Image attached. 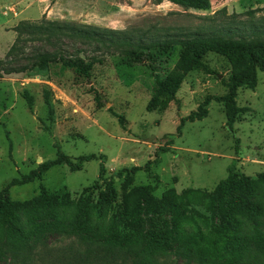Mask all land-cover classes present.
I'll return each mask as SVG.
<instances>
[{
	"label": "rangeland",
	"instance_id": "rangeland-1",
	"mask_svg": "<svg viewBox=\"0 0 264 264\" xmlns=\"http://www.w3.org/2000/svg\"><path fill=\"white\" fill-rule=\"evenodd\" d=\"M45 19L152 38L166 32L210 31L225 24L242 28L262 25L264 0H211L206 9L169 0H0V60L13 64L36 48L55 50L59 46L67 55L83 48L80 56L94 64L91 77L58 60L47 72L37 70L38 62L22 72L0 71V190L13 178L61 153L76 161L82 155L96 154L80 170L62 164L49 169L42 178L11 187L14 200L30 199L42 189L66 190L79 197L93 187L97 197L104 188L102 160L106 177H115L120 195L126 174L118 177L120 170L141 166L131 187L157 186L154 195L159 198L169 188L178 193L188 188L212 193L230 167L251 176L264 171V71L259 70L255 88L239 89L237 102L243 111L232 127L225 107L215 99L228 92L232 65L229 58L216 52L206 54L209 71L195 69L185 74L175 100L165 109H149L156 76L165 78L175 71L181 45L131 66L126 64L124 47H97L67 37L51 41L24 36L29 40L20 41L19 50L7 55L17 44L19 23ZM208 97L211 101L204 107L206 115L189 119L193 113H202L201 106ZM115 113L124 117L123 123ZM183 118L186 120L179 129ZM123 206L119 198L112 213ZM198 208L213 223L223 220L215 211L201 205ZM181 214L190 217L191 212L183 209ZM138 215L131 225L140 229H161L172 219L146 206L139 208ZM43 241L50 244L46 250L69 242L52 236ZM35 250L28 248L25 253L2 257L0 264H40L39 249ZM126 260L125 264H137L131 258ZM181 264L196 263L183 260Z\"/></svg>",
	"mask_w": 264,
	"mask_h": 264
},
{
	"label": "trees",
	"instance_id": "trees-1",
	"mask_svg": "<svg viewBox=\"0 0 264 264\" xmlns=\"http://www.w3.org/2000/svg\"><path fill=\"white\" fill-rule=\"evenodd\" d=\"M169 1L198 9L211 5V0ZM16 29L19 33L17 44L10 48L8 56L19 50L20 41L26 42L34 36L51 41L52 38L67 37L97 47L121 46L126 51L125 61L129 66L181 45L175 71L165 78L156 76L149 109H165L175 100L187 72L209 71L205 59L207 53L226 56L232 65L228 92L215 99L225 107L230 127L243 111L237 102L239 89L255 88L259 70L264 71V23H253L246 28L225 24L210 31L166 32L152 38L46 19L22 21ZM63 51L59 46L55 50L36 48L23 56L25 62L18 60L6 64L5 60H0V71L7 74L22 72L33 69L38 62L37 70L47 72L51 63L58 60L81 75L91 77L94 64L80 56L83 48H77L75 54L67 55ZM210 101L208 97L201 106L202 113H193L189 119L203 118L207 112L204 107ZM115 115L124 122L122 115ZM185 120L182 119L179 129ZM95 157L96 154L82 155L76 161L61 153L29 173L13 178L0 190V258L35 248L39 249L40 264H125L129 258L137 264H181L183 260L196 264H264V171L251 176L230 167L227 177L219 181L212 193L198 188L178 193L175 188H169L159 198L154 195L157 186L131 187L141 166L120 170L118 177L126 173L120 195L115 177H106L107 168L102 160L100 174L104 188L99 190L97 197L94 187L86 188L79 197H73L66 190L46 189L26 200L11 197V187L42 178L54 166L67 164L76 171ZM145 167L149 169L150 163ZM119 198L124 206L119 212L112 213ZM198 205L217 212L223 220L211 222ZM141 206L156 214L167 213L172 219L161 229L135 228L131 223L138 219ZM183 209L191 212L190 217L181 214ZM50 236L69 242L46 250L50 244L43 240Z\"/></svg>",
	"mask_w": 264,
	"mask_h": 264
}]
</instances>
